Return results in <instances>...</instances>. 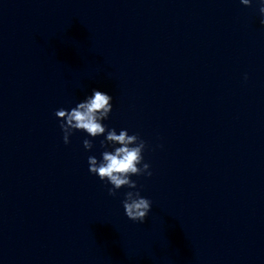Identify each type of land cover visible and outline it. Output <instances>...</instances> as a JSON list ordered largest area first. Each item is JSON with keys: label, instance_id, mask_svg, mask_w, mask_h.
<instances>
[{"label": "clouds", "instance_id": "1", "mask_svg": "<svg viewBox=\"0 0 264 264\" xmlns=\"http://www.w3.org/2000/svg\"><path fill=\"white\" fill-rule=\"evenodd\" d=\"M245 6H251L252 0H240ZM261 24H264V0H260L259 9ZM247 79V76H245ZM113 110L112 97L102 91L93 90V94L76 104L70 110L59 109L55 116L61 121L65 144L74 131H84L90 137L104 136L100 147L105 149L98 160L95 156L88 157L89 172L97 175L101 181H107L109 196H116L119 189L127 187L137 189L132 176H151L150 165L144 162L143 152L147 142L138 134L129 135L127 129H121L119 134L112 128L108 129L102 121L109 118ZM118 145V146H117ZM111 146L112 150H108ZM83 147L91 150L92 140L84 139ZM124 212L129 220L143 223L152 208V201L141 196L140 191L124 193L122 201Z\"/></svg>", "mask_w": 264, "mask_h": 264}]
</instances>
